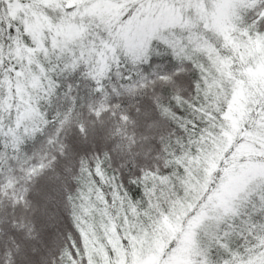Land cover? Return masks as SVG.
Instances as JSON below:
<instances>
[{"label": "snow or ice", "instance_id": "1", "mask_svg": "<svg viewBox=\"0 0 264 264\" xmlns=\"http://www.w3.org/2000/svg\"><path fill=\"white\" fill-rule=\"evenodd\" d=\"M0 264H264V0H0Z\"/></svg>", "mask_w": 264, "mask_h": 264}, {"label": "trees", "instance_id": "2", "mask_svg": "<svg viewBox=\"0 0 264 264\" xmlns=\"http://www.w3.org/2000/svg\"><path fill=\"white\" fill-rule=\"evenodd\" d=\"M128 188L130 190V195L136 197L138 193L137 188L133 185H128ZM63 226L66 231H71L70 221H68L66 217L63 218Z\"/></svg>", "mask_w": 264, "mask_h": 264}, {"label": "rangeland", "instance_id": "3", "mask_svg": "<svg viewBox=\"0 0 264 264\" xmlns=\"http://www.w3.org/2000/svg\"><path fill=\"white\" fill-rule=\"evenodd\" d=\"M137 191H138V193H137V195H136V196H138V195H139V190L137 189Z\"/></svg>", "mask_w": 264, "mask_h": 264}]
</instances>
